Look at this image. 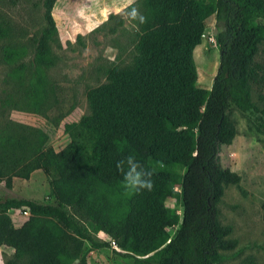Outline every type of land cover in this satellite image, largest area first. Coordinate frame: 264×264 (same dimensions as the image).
<instances>
[{"label": "trees", "instance_id": "1", "mask_svg": "<svg viewBox=\"0 0 264 264\" xmlns=\"http://www.w3.org/2000/svg\"><path fill=\"white\" fill-rule=\"evenodd\" d=\"M54 1L41 0L47 26L34 47L33 79L20 93L24 65H17L5 83L18 91L5 87L0 97V183L8 188L12 178L39 170L53 198L45 205L0 200V246L13 250L6 264H86L84 243L131 264H218V250L233 243L224 240L230 228L219 224L217 204L223 186L239 181L220 167L218 150L233 136L230 107L258 112L250 84L264 83V69L252 65L264 42V0H144L147 21L132 67L111 68L104 84L86 92L89 114L64 124L69 143L58 152L44 147L39 129L2 117L8 109L43 115L48 106L52 89L43 71L54 65ZM210 16L222 30L217 69L204 90L195 86L192 51ZM9 32L0 22V41ZM16 55L6 47L1 61L11 64ZM129 155L152 171L151 191L125 188L116 164ZM171 203L180 205L179 215ZM10 210L28 217L14 228Z\"/></svg>", "mask_w": 264, "mask_h": 264}, {"label": "rangeland", "instance_id": "2", "mask_svg": "<svg viewBox=\"0 0 264 264\" xmlns=\"http://www.w3.org/2000/svg\"><path fill=\"white\" fill-rule=\"evenodd\" d=\"M126 4L127 0H55L50 10L55 31L48 42L54 65L43 71L52 89L48 106L43 115L8 109L2 117L39 129L46 138L45 148L58 152L66 146L69 138L63 131L64 124L89 114L86 92L104 84L111 68L128 69L133 65L142 25L129 19ZM135 6L147 16L144 0H135ZM0 22L10 28V36L0 41L1 97L3 89L9 88L10 93L18 89L12 90L11 84L5 83L6 75L17 65H24L20 93L23 84L25 87L33 79L34 47L47 24L41 0H0ZM221 30L214 16L208 17L200 43L192 51L198 89L208 90L211 86L218 60L215 37ZM6 47L17 53L11 64L1 61ZM252 65L264 69V42L257 46ZM250 102L258 112L230 107L227 119L233 127V136L218 150L220 167L239 177L237 184L223 186L217 204L219 224L230 228L224 240L233 243L228 250H218L222 256L218 264H264V83L250 84ZM177 173L181 175L182 169ZM5 198L53 204L47 180L39 170L33 171L27 180L12 178L8 188L1 182L0 200ZM170 206L180 214V205ZM6 215L14 228L28 217L19 210L7 211ZM167 230L173 232L172 228ZM96 237L107 240L102 233ZM83 253L86 264L132 262L110 249L91 250L87 243L83 245ZM12 259L13 250L0 246V264Z\"/></svg>", "mask_w": 264, "mask_h": 264}, {"label": "clouds", "instance_id": "3", "mask_svg": "<svg viewBox=\"0 0 264 264\" xmlns=\"http://www.w3.org/2000/svg\"><path fill=\"white\" fill-rule=\"evenodd\" d=\"M127 16L131 21L138 24H144L147 17L143 15L139 7L135 6V0H127ZM116 167L122 175V181L126 189L134 193L142 191H151L154 188L151 170L144 167L134 156L129 155L122 160L117 161Z\"/></svg>", "mask_w": 264, "mask_h": 264}]
</instances>
